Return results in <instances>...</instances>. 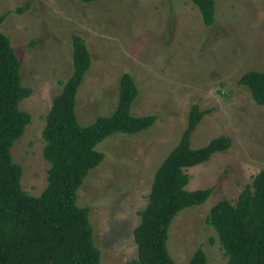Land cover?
Instances as JSON below:
<instances>
[{
  "label": "rangeland",
  "instance_id": "rangeland-1",
  "mask_svg": "<svg viewBox=\"0 0 264 264\" xmlns=\"http://www.w3.org/2000/svg\"><path fill=\"white\" fill-rule=\"evenodd\" d=\"M28 5L21 13L15 8ZM0 24L20 59L22 83L32 92L20 102L31 114L11 148L22 167V188L39 195L47 184L42 130L59 80L72 74L71 34L84 37L90 67L78 89L76 113L83 125L109 114L118 99L119 77L129 72L138 86L134 115L155 122L132 135L114 133L96 149L103 161L90 169L77 192L88 207L100 264H134L133 230L147 203L153 174L178 142L193 104L204 111L190 133L193 148L220 134L228 149L186 169V189L211 187L202 204L180 210L167 234L177 264L202 248L206 264H227L228 254L206 221L222 198L235 200L264 168V104L239 83L264 70V0H215V23L206 26L191 0H0Z\"/></svg>",
  "mask_w": 264,
  "mask_h": 264
},
{
  "label": "trees",
  "instance_id": "trees-1",
  "mask_svg": "<svg viewBox=\"0 0 264 264\" xmlns=\"http://www.w3.org/2000/svg\"><path fill=\"white\" fill-rule=\"evenodd\" d=\"M191 1L203 23L212 26L215 0ZM27 7L19 6L15 11L21 13ZM6 15L0 14V24ZM71 44L72 74L59 80L61 91L52 99L42 130V155L49 163L47 184L39 195H32L22 188V167L11 154L12 145L31 120L20 102L32 88L22 83L20 59L10 38L0 30V264H100L89 209L76 202L78 189L90 169L103 161L104 153L96 145L117 132L139 133L156 120L154 114H132L138 86L133 76L124 72L112 112L97 116L88 125L81 124L76 98L91 55L80 34H71ZM239 83L255 102L264 104V70L246 72ZM203 113L197 104L191 106L185 130L153 174L147 203L138 211L140 221L133 230L138 249L134 264H177L167 249L169 225L180 210L204 203L211 193V187L186 189V169L228 149L231 138L220 134L193 148L190 133ZM206 221L228 254L227 264H264V168L243 186L235 200L222 198L214 203ZM188 264H206L204 250L196 249Z\"/></svg>",
  "mask_w": 264,
  "mask_h": 264
}]
</instances>
